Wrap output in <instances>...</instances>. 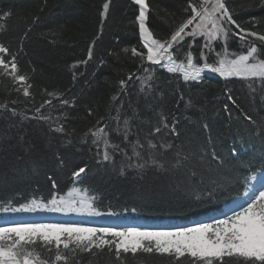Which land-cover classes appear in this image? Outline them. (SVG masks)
<instances>
[{
  "label": "trees",
  "instance_id": "16d2710c",
  "mask_svg": "<svg viewBox=\"0 0 264 264\" xmlns=\"http://www.w3.org/2000/svg\"><path fill=\"white\" fill-rule=\"evenodd\" d=\"M105 2L0 0V15L2 11L12 13L9 18L0 19V25L5 27L0 31V43L17 56L20 70L33 84L32 95L24 97L22 90H10L19 84L14 85L10 77L0 76V103L16 109L18 115L13 120L18 124L19 113L28 118L19 130L11 128L9 135L13 138L0 139V208L5 205L17 208L33 199L47 203L53 192L57 197L63 196L74 184L72 171L87 165L76 186L94 198L98 216L116 220L109 223H186L216 214L223 205L242 194L251 174L264 171V137L242 115H251L257 124L264 122L259 83L253 84L256 89L253 93L248 87L250 81L226 79L208 72L202 73V80L185 82L179 73H169L147 60L141 62L139 57L131 55L133 47L147 51L143 49L138 24L134 23L139 6L134 0H108L110 7L102 23L100 13ZM146 3L149 5L146 26L154 38L162 41L169 39L189 16L188 0H146ZM228 6L235 9L234 19L245 28H252L251 23H246L250 18H264L259 0H228ZM255 30L264 32V21ZM93 41V56L88 59V48ZM192 43L194 55L198 56L197 43L202 44L203 38L197 37ZM222 46L215 45L216 51H221ZM124 48L129 52L124 53ZM228 49L232 53L247 51L238 38L228 41ZM188 50L185 45L174 55L183 60ZM215 59L213 52L208 62ZM145 68L151 71L152 79L142 91L141 79L148 75ZM130 73L135 74L133 79L125 89H119L117 82L127 79ZM47 92L63 95L53 99ZM118 92V99L113 101L112 96ZM229 94L236 99V105L227 100ZM45 99L52 100V104H45L41 113L50 117L48 123L52 128L62 124L64 133L51 131L48 123L34 119L38 115L35 108ZM61 99L70 103L63 105ZM13 100L15 104L11 103ZM89 108L95 113L93 116H88ZM116 109H120L121 123L133 110L139 114V120L130 121V139H138L144 145L137 147L141 158L133 156L131 145L127 141L121 143L114 131ZM158 113L167 117L170 127L172 117L176 118L178 138L163 130L153 139L156 145H174L171 149L147 147L145 137L157 123ZM4 116V110H0V134L10 128ZM100 117L104 119L98 125ZM204 123L209 125L207 132L203 129ZM94 126L112 129L111 143L123 149L113 153L114 164L97 163V148L89 133ZM137 129H141L138 135ZM18 131L24 135V141H19ZM209 135L212 144L208 143ZM233 150L237 153L235 157L231 155ZM213 151L225 161L223 166L211 159ZM177 152L181 166H175ZM151 157L164 167L152 164ZM130 163L145 164V167H128ZM213 190L216 195L209 198L207 193ZM83 255L84 264H118L106 251L95 257ZM127 264L171 262L166 255L138 253L135 259L128 254Z\"/></svg>",
  "mask_w": 264,
  "mask_h": 264
},
{
  "label": "snow or ice",
  "instance_id": "6c2138e0",
  "mask_svg": "<svg viewBox=\"0 0 264 264\" xmlns=\"http://www.w3.org/2000/svg\"><path fill=\"white\" fill-rule=\"evenodd\" d=\"M134 3L139 6V14L135 17L134 23L138 24L141 43L143 49L147 51L144 53L133 47L131 48L132 57H139L141 62L147 60L152 65H159L169 73H179L185 82L202 80V73L205 71L216 73L226 79L236 77L246 82L250 81L248 87L253 93L256 91L253 84L258 82L262 93L261 104L264 105V32L255 30L264 18H250L246 23H251L252 28H245L234 19L235 9L228 6V0H197V2L188 0V9H186V11L190 10L188 18L175 28L169 39L162 41L154 38L153 32L146 26L149 12L146 0H134ZM259 6L264 8V0H259ZM109 7L110 4L106 0L103 4V11L100 13L102 23ZM11 15L10 10L2 11L0 19L9 18ZM3 30H5L4 25H0V31ZM197 37L203 38V43H197L199 54L195 56L192 42L197 41ZM233 38H238L241 47L246 48L247 51L230 52L228 41ZM221 42L224 47L217 52L215 45ZM94 43L95 41L89 45L88 59L93 56ZM185 45L189 50L184 53L183 60H178V56L174 53L179 54ZM122 51L128 53L129 49L124 48ZM213 52H215L216 59L210 63L208 61ZM79 63H87V61ZM103 63L102 60L101 64ZM144 71L148 75L141 79L142 91L143 86L152 79L151 71L147 68ZM0 76L10 77L14 85L19 84V87L10 90L16 92L22 90L24 97L32 95L30 89L33 88V84L29 76L20 70L17 56L3 43H0ZM134 76V73H130L127 79H120L117 82L119 89H125ZM73 78L75 79V75ZM137 79L140 78L137 77ZM148 86L151 87L150 84ZM46 95L58 99L63 94L47 92ZM119 95L118 92L117 95L112 96V100L116 101ZM227 100L233 105L237 104L231 94L227 96ZM11 103L15 104L16 101L13 100ZM60 103L68 105L70 102L67 99H61ZM188 103L190 105L191 101ZM45 104L51 106L52 100L45 99L40 107L35 108L38 115L34 119L48 123L50 117L41 113V108ZM224 108L228 111V104H225ZM0 110H4V118L10 122V128L0 134V139H11L13 138L9 135L11 128L19 130L23 127V121L28 118L23 113H19L21 120L18 124L13 120L18 115L15 108H9L7 104L0 103ZM116 111L118 114L114 119L117 121V126L114 131L120 136L121 143L127 141L131 145L132 155L141 158L137 147L143 148L144 145L138 139L136 141L130 139L132 129L130 121L139 120V114L133 110L131 115L123 118L121 123L120 109ZM87 114L93 116L95 113L89 108ZM242 115L250 124L256 125L257 134L264 137V122L257 124L251 115L247 113H242ZM158 116L157 123L151 127L145 137L147 147L156 150L171 149L174 145L167 143L156 145L153 139L163 130H166L167 135L178 138L180 133L176 127V118L172 117L170 127L163 113H158ZM103 119L100 117L97 124L99 125ZM48 127L57 133L65 132L62 124L52 128V125L48 123ZM203 129L206 132L209 131V125L204 123ZM140 130L137 129V135ZM110 131L112 129L106 126H94V130L89 129L92 144L97 148L96 157L99 164L106 162L114 164L113 153L117 150L123 152L120 145L111 143ZM17 135L19 141H24V135L19 131ZM87 136L88 133L85 134V137ZM208 143H213L210 135ZM124 155L127 156V153L125 152ZM231 155L233 157L237 155L235 150ZM177 157L175 166H181L179 152H177ZM184 159L187 160L188 157L185 156ZM211 159L218 161L219 166L225 163L215 151L211 153ZM60 163L63 164V160ZM151 163L160 168L164 167L155 157H151ZM243 166L241 164V167ZM128 167L143 169L145 164L130 163ZM86 170L87 165L74 169L71 173L73 183L79 180ZM123 172L124 169L121 168V174ZM226 182L231 183L230 180ZM52 186L57 187L55 182ZM86 192L87 190L72 188L66 196H60L59 199L53 192L52 198L47 203L33 199L27 204H21L19 208H9L5 205L0 211L47 209L55 212H87L98 215L92 202L94 198H90ZM207 195L212 198L216 193L213 190ZM245 195L247 196L246 206L237 205L239 210L230 208L227 213L222 214V218H213L211 222H199L191 227H180L173 230H141L134 227L117 230L111 227L94 228L75 224L38 223L0 227V264H84L86 257L83 254L95 257L102 255L105 251L110 256H114L118 264H127L128 254L135 259L138 253L166 255L171 264H183L185 260L188 264H264V177H262L258 194L255 191L251 194L246 191Z\"/></svg>",
  "mask_w": 264,
  "mask_h": 264
},
{
  "label": "rangeland",
  "instance_id": "374dc122",
  "mask_svg": "<svg viewBox=\"0 0 264 264\" xmlns=\"http://www.w3.org/2000/svg\"><path fill=\"white\" fill-rule=\"evenodd\" d=\"M220 45L222 46L223 43L221 42ZM213 74L216 76H219L216 73H213ZM262 177H264V174H260L251 179V184L249 188H247L246 190L249 192V194H251L253 191H255V193L258 194V191L261 189ZM73 188H75V186H73ZM246 200H247V196L244 193L243 197L239 200L238 205L246 206L245 204ZM236 210H239V208H236ZM215 218H222V216L220 217L217 216ZM102 220H103L102 218H99L95 216L94 214H90L87 212H55V211H51L47 209H36L34 211H18V212L17 211H7V212L0 211V227L10 226L14 224H23V223L75 224V225H80L83 227H94V228L110 227V226L104 225ZM207 222H211V220L205 221V223ZM194 225L195 224H189V225L186 224V225H179L176 227H158L155 229L138 228V229H141V230H173L175 228L191 227ZM110 238L113 239L112 237Z\"/></svg>",
  "mask_w": 264,
  "mask_h": 264
}]
</instances>
